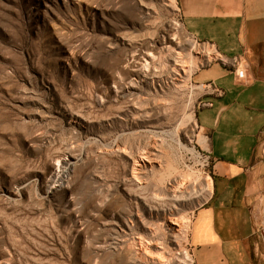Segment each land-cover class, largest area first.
<instances>
[{
    "label": "rangeland",
    "instance_id": "374dc122",
    "mask_svg": "<svg viewBox=\"0 0 264 264\" xmlns=\"http://www.w3.org/2000/svg\"><path fill=\"white\" fill-rule=\"evenodd\" d=\"M171 1L0 0V264H195L212 161L194 78L220 56ZM149 142L154 168L132 179ZM258 181L264 264V164ZM137 237L144 262L127 255Z\"/></svg>",
    "mask_w": 264,
    "mask_h": 264
},
{
    "label": "crops",
    "instance_id": "0c3cea01",
    "mask_svg": "<svg viewBox=\"0 0 264 264\" xmlns=\"http://www.w3.org/2000/svg\"><path fill=\"white\" fill-rule=\"evenodd\" d=\"M183 25L218 55L244 56L248 79L216 63L198 71L196 84L213 83L224 91H205L197 120L200 139L212 161V190L196 212L190 235L195 264H258L256 212L258 177L264 164V0H179Z\"/></svg>",
    "mask_w": 264,
    "mask_h": 264
},
{
    "label": "bare ground",
    "instance_id": "6f19581e",
    "mask_svg": "<svg viewBox=\"0 0 264 264\" xmlns=\"http://www.w3.org/2000/svg\"><path fill=\"white\" fill-rule=\"evenodd\" d=\"M164 2L171 6L173 3L171 0H164ZM168 40V43L170 44L172 39L169 38L167 39ZM169 52H176L173 47H171L170 45H167V47H165ZM217 55V54H216ZM177 59H179V56H181V53L178 52L177 54ZM177 62V61H176ZM183 66H181V64H179V62H177L176 64V69L177 71H179L180 69L183 70L182 68ZM180 68V69H179ZM186 68V67H185ZM184 68V72L186 73V69ZM133 72H137V70H134ZM146 132V131H145ZM155 144L154 143H147L146 147H145V151L141 152L140 153V156H139V160H135V164L134 165V168L133 171H132V179H135V177L137 176V174L141 171H144V170H147V169H152L154 168V164L156 163L157 159H156V153L155 152ZM72 165V164H71ZM70 165V166H71ZM137 167V168H136ZM143 174V172H142ZM139 175V174H138ZM139 179H140V176H138ZM137 177V178H138ZM142 177V176H141ZM130 178V177H129ZM131 179V180H132ZM139 179H137V181H139ZM136 180V179H135ZM183 180V179H182ZM185 180V179H184ZM181 181L179 182V186L177 188H175L173 190V195H174V198L176 201L180 200L182 197H184V194L185 192L187 191V188L189 187L188 186V183L186 182L187 180L185 181ZM58 181V180H57ZM134 181V180H133ZM211 181V185L209 184V188H210V191L212 190V180ZM129 182V181H128ZM136 182V181H135ZM141 182V181H140ZM132 183V182H131ZM129 184V183H128ZM133 184V183H132ZM208 188V190H209ZM56 189V188H55ZM114 224V223H113ZM117 225V223H116ZM166 225L168 226V228L173 232L174 235H178V234H181L184 230V225H185V222L184 220H179V219H169V220H166ZM115 227V226H114ZM118 229L120 230V232H122L123 234H128L129 232L132 231V227L127 223L125 222L124 224L118 226ZM185 231V230H184ZM117 232V231H116ZM118 240V239H117ZM119 242V241H118ZM121 242V241H120ZM126 243V242H125ZM117 244V243H116ZM132 245H129L127 246V255H131L135 262H140V261H146L148 260V258L150 257L149 256V253L148 250L144 249L143 245H142V241L139 237L137 238H134L132 243ZM119 245V244H118ZM128 245V244H127ZM123 247V245H122ZM126 247V246H124ZM122 249H125V248H122ZM152 255V254H151ZM153 259V258H152ZM133 264V263H132Z\"/></svg>",
    "mask_w": 264,
    "mask_h": 264
},
{
    "label": "built area",
    "instance_id": "2783aa9c",
    "mask_svg": "<svg viewBox=\"0 0 264 264\" xmlns=\"http://www.w3.org/2000/svg\"><path fill=\"white\" fill-rule=\"evenodd\" d=\"M218 62L222 63L224 66L229 67L239 82H246L248 79V64L244 56L235 57L233 59L225 58L220 55V58L217 59ZM205 91L212 90L214 96L222 97L224 91L216 87L213 83L199 84ZM213 106L212 102L202 101L200 103L201 108H210Z\"/></svg>",
    "mask_w": 264,
    "mask_h": 264
}]
</instances>
